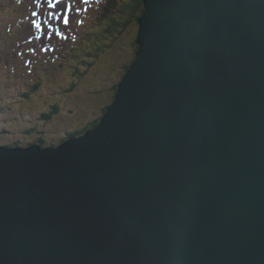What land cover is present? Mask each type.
Listing matches in <instances>:
<instances>
[{"label": "water", "instance_id": "water-1", "mask_svg": "<svg viewBox=\"0 0 264 264\" xmlns=\"http://www.w3.org/2000/svg\"><path fill=\"white\" fill-rule=\"evenodd\" d=\"M100 123L0 145V264H264V0H143Z\"/></svg>", "mask_w": 264, "mask_h": 264}, {"label": "rangeland", "instance_id": "rangeland-1", "mask_svg": "<svg viewBox=\"0 0 264 264\" xmlns=\"http://www.w3.org/2000/svg\"><path fill=\"white\" fill-rule=\"evenodd\" d=\"M10 1L5 0L4 6L0 3V31L3 20H14L11 17L13 2ZM47 2L48 0L44 1L45 4ZM51 2L56 3V0H51ZM88 4L87 6L92 8L91 3ZM48 7L47 4L42 7L45 14L41 17L47 16ZM59 7L56 9L57 11L62 10L63 5ZM25 9L26 7H23L21 11L25 12ZM60 13L68 15L67 9L64 8L62 12L50 14V17L54 16L52 20H41V22L54 23L56 27H60L61 21L65 19L58 18L61 17ZM28 14L24 13L23 16ZM79 14L84 17V21L87 17L88 19L93 18V14L89 10ZM33 19L34 16L31 17V20ZM71 25L65 24L63 28H68ZM137 33L138 27L133 31L127 30L125 33H115L109 38H102L100 40L102 46L96 51L94 48L97 45L91 41L86 47L92 49L95 54L84 55L82 62L80 61L81 57L70 58L65 47L62 50L56 48L58 53H63L62 57L69 65L66 69L56 65L49 75L40 74L42 71L40 66L35 72L39 73L37 76H34L35 74L31 70L30 74L25 66H31V64L25 61L26 70L21 69V76L17 78L15 72L18 70L13 71L7 65V63L15 65L13 61H6L0 53V144L10 145L21 141L28 146L37 142L40 136H44L48 142L56 145L64 140L68 133L83 127L93 118L99 117L103 107L112 101L114 88L118 87L123 78L124 65L129 63L134 54L133 41H135ZM1 40L0 35V51L2 50ZM44 52L49 55L54 54L50 50ZM79 65L81 70L79 74H76L74 70L76 71ZM25 71L28 72L27 78H31L33 75L37 81L41 82L38 91L34 89L35 83L31 85L32 101H28L24 97L28 85L25 82L27 78L23 75ZM47 104L50 106L55 104L59 107L50 121H46L44 115L48 110H43Z\"/></svg>", "mask_w": 264, "mask_h": 264}, {"label": "trees", "instance_id": "trees-1", "mask_svg": "<svg viewBox=\"0 0 264 264\" xmlns=\"http://www.w3.org/2000/svg\"><path fill=\"white\" fill-rule=\"evenodd\" d=\"M33 2L34 0H30ZM90 1L92 8L88 7L87 4L89 2H85V0H73V8H78L80 11H86L89 10L93 14V18L87 17V19L82 24H78L77 19L84 18L81 17V15L76 14L72 15L70 18V24H72L70 27H68L66 30H63L62 28L58 27L59 33L61 32L64 36L63 37H56V33L54 36V39L52 41H56V48L57 50H62L63 47L67 49V52L69 54L70 58L74 57H81V62L84 59V55H94V51L101 48L100 40L102 38H109L115 33L121 34L127 32V30L133 31L136 27H138L139 31V23L138 18L142 15L144 11V4L143 0H99L95 3ZM5 0H0V3L4 4ZM10 2H13L11 4V7L13 8V11H11V17L14 18L12 21L11 19L3 20L1 23L3 26L1 27L0 35H1V44H2V50L0 53L4 56V59L6 61H13L15 65H12L11 63H7L8 68L17 71L15 72L18 76L17 78H20L21 76V69H25L24 64L25 61H27L28 58L36 57L34 58V64L30 66V70L32 71L34 76H37L39 73H35L38 67L42 69L40 71V74L49 75L52 73L53 68L56 65H60L62 69H66V67L69 65L64 59H63V53H59V58H51L49 54L43 53V51L38 49L36 44L38 42L35 41L33 44H28L26 41L27 36L22 34L21 28H24V21L25 17L24 12L21 11L23 7H25L24 4H28L27 0L19 1V0H11ZM68 0H65L64 4H67ZM69 4H71L69 2ZM23 5V7H21ZM72 5V4H71ZM89 5V4H88ZM21 7V8H20ZM69 7V6H67ZM64 10V5L62 10ZM60 11H55V14H57ZM27 13H30V11L27 10ZM61 17H66V15H62L60 13ZM68 14V11H67ZM15 16V17H14ZM69 22V20H68ZM138 35V33H137ZM47 38V37H46ZM137 39V37H136ZM136 39L133 41V48H134V54L131 56L129 63L124 65V74L127 72V70L131 67V65L134 62L135 54L138 50V45L136 44ZM38 41V40H37ZM93 41V43H96L97 47L94 48V51L92 49H89L86 47L90 42ZM29 46V48H28ZM31 50V51H30ZM49 51V50H48ZM73 60V59H72ZM70 60V61H72ZM41 62V63H40ZM78 66V65H77ZM39 69V70H41ZM28 70V69H27ZM81 70V66L77 67L76 71L74 72L76 74H79ZM29 71V70H28ZM31 71L30 74H31ZM45 71V72H43ZM25 77L28 75V72L25 71L23 74ZM22 75V76H23ZM32 75V79L29 77L25 80L27 85V89L24 93V97L28 99V101H32L33 97L31 94V85L35 83L34 89L37 91L40 88V81L36 80V77ZM117 92V86L114 88V95L112 98L113 102L115 94ZM109 104V105H110ZM108 106V105H107ZM107 106L103 107L102 113L99 117L93 118L91 121L86 123L83 127L78 128L70 133H68V136L74 137L84 134L87 130L97 126L100 123L101 117L106 113ZM59 107L55 104H47V107H45L43 110H48L44 113L46 121L52 120L56 112L58 111ZM38 142L42 143V145H50L51 143L48 142L47 138L40 137ZM14 145H23L21 141H16L13 144L7 145V146H14Z\"/></svg>", "mask_w": 264, "mask_h": 264}, {"label": "snow or ice", "instance_id": "snow-or-ice-1", "mask_svg": "<svg viewBox=\"0 0 264 264\" xmlns=\"http://www.w3.org/2000/svg\"><path fill=\"white\" fill-rule=\"evenodd\" d=\"M69 2L71 3V0H68V3L64 5V8H67V11L72 13L73 12V8L67 7ZM85 2L87 3L88 0H85ZM62 3H63V0H56V3H52L51 0H48V2L46 4H47V6H49L51 8L57 9V8H60L59 6L62 5ZM58 18L62 19L63 16L62 17H58ZM69 19H70V17H69ZM46 33H47V29H45V31H44V34H46Z\"/></svg>", "mask_w": 264, "mask_h": 264}, {"label": "bare ground", "instance_id": "bare-ground-1", "mask_svg": "<svg viewBox=\"0 0 264 264\" xmlns=\"http://www.w3.org/2000/svg\"><path fill=\"white\" fill-rule=\"evenodd\" d=\"M94 128V127H93ZM92 129V128H91Z\"/></svg>", "mask_w": 264, "mask_h": 264}]
</instances>
